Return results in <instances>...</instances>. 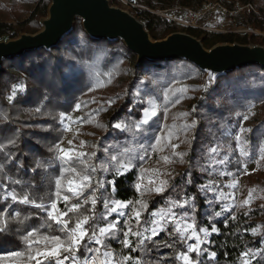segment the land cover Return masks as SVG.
I'll use <instances>...</instances> for the list:
<instances>
[{
    "label": "trees",
    "instance_id": "trees-1",
    "mask_svg": "<svg viewBox=\"0 0 264 264\" xmlns=\"http://www.w3.org/2000/svg\"><path fill=\"white\" fill-rule=\"evenodd\" d=\"M220 1L227 4L224 0ZM130 2L139 8L134 7L129 12L144 22L150 36L158 40L170 33L183 30H179L174 24L152 14L149 10L178 6L196 8L202 0H130ZM49 3V0H17L16 4H9L0 0V40L17 38L21 33L37 32L40 29L39 20L46 16ZM110 3L122 7L120 0H110ZM239 3H250L254 10V12L250 11L245 14L244 23L264 33V0H240ZM184 32L198 38L207 49L217 43L232 42L264 46V37L201 34L191 30ZM90 47L119 50L130 59L126 94L120 105L112 109L107 124V133L96 142L94 164L99 165L105 160L104 149L109 145H116L122 150L124 146L130 148V143L136 146L151 142L153 137L162 130V123H166L168 129L176 125V131L180 136L179 139L173 137L176 144H179L175 152L177 155H173L166 142L163 146L166 156L169 157V163L162 162L164 175L161 180H168L169 188L162 195L154 193L145 197L143 202L147 203L149 212L165 207L168 199L179 200L185 198L186 195L187 197L195 196L197 211L192 219L198 228H210L214 225L219 230L217 233H211L210 243L203 245L207 251H202L196 257L200 264H241L240 254L246 250L258 252L256 263L264 264V160L258 163V175L254 183L259 202L254 203L248 209L238 212L231 211L224 216L217 217L214 213L219 210V207L213 203L209 205L199 191L205 177V172H201L200 167L206 163L203 154L206 153L207 147L219 141L229 142L230 139L223 137L221 133L227 125L238 121L237 113H243L252 105L264 104V68L257 65L235 69L216 77L211 84H208L205 74L187 61L144 60L136 65L135 55L128 51L121 42L91 39L82 30L80 21L76 20L73 30L50 51L26 52L3 61L0 68V147L3 148L0 151V165H3V169L0 170V195L5 192L6 188L9 191L13 188L17 192L22 191L23 185L10 183V180L17 178L22 179L26 184L36 185L35 188L30 189L31 194L36 198H46L51 191H54V180L59 175L58 166L49 169L47 173L41 171L39 175L30 171L25 174V169L31 168L37 159H49L52 153L48 152V148L62 140L64 130L59 123L58 114L60 112L69 113L74 104L69 97L72 85L63 76V71L72 63L69 57H76L78 50ZM57 69L60 70L57 71ZM140 79H144L145 86L141 96L143 103L134 102L130 93L134 84ZM19 83L26 84L27 91L18 93L16 99L9 102L7 96L10 94L11 87ZM179 88H186L187 92L181 94ZM169 89L172 90L169 100H174L179 95V103L182 104L175 120L172 116L166 117L164 112L159 111L150 124L145 126L146 131L137 134L136 139L132 141L131 133L112 131V124L115 122L131 123L140 117V109L144 107L145 96L154 97L163 108L170 112L174 104L164 100V92ZM37 107L41 109L40 112L35 111ZM193 119L198 121L197 128L185 136L183 132H180V128L185 122L190 123ZM250 129H253V133L248 134L247 148L249 155L253 156L264 144V117L256 120ZM10 140H15V144H10ZM180 153H186L183 161L179 158ZM6 154L14 155L19 162L24 164L25 169L18 168L16 160L6 159ZM234 157L228 167L236 175L241 170V161L239 157L235 155ZM140 164V161L136 162L131 170L116 178L115 190L111 192L113 199L133 202L130 207H138L134 202L139 200V191L136 188V168ZM189 172L191 173V184L186 183L185 174ZM167 173L172 175L169 176ZM96 175L102 179L112 178L110 173L106 176L103 172H97ZM108 189V191L101 190L105 196L109 195L111 186H108ZM44 202L47 203V199ZM87 207L89 206H85ZM7 208H9L8 214L15 210L20 213L21 220H24V217L28 219L23 223H18L16 220L8 221V230L0 234V253L23 250L25 243L22 237L33 228L58 234L54 224L51 228L44 224L46 217L38 209L30 205L16 204L10 200L5 201L0 196V209ZM104 211L102 203H98L95 207L97 221ZM179 211L182 212L183 209ZM143 217L147 218L148 212H145ZM100 223L104 222L100 221ZM130 225L135 229L134 221H130ZM119 227L123 229L125 226L121 223ZM253 229H256L255 233ZM132 241L135 245L134 237ZM108 243L109 248L117 254L131 255L142 261V264H159L158 261L152 263L151 259L145 260H148L151 253L168 252L173 245L175 246L168 260L172 264H181L176 257L179 252L185 250V242L181 243L174 233L169 238L154 237V242L145 241L144 247L136 245L134 251L124 248L116 239ZM212 252L216 253L215 257H210Z\"/></svg>",
    "mask_w": 264,
    "mask_h": 264
},
{
    "label": "snow or ice",
    "instance_id": "snow-or-ice-1",
    "mask_svg": "<svg viewBox=\"0 0 264 264\" xmlns=\"http://www.w3.org/2000/svg\"><path fill=\"white\" fill-rule=\"evenodd\" d=\"M72 62L68 67L73 76L87 75L86 66L82 61L76 57H69ZM60 69H57L59 71ZM99 76L100 74H95ZM103 84L111 82L112 73L103 74ZM91 78V77H90ZM215 79L213 74L209 73V81L211 84ZM143 83V81H141ZM96 86H102L100 80H96ZM95 90L92 85L89 86V91ZM207 90V88H205ZM27 91V85L24 83L14 84L11 87L10 94L7 96L9 102L16 99L18 93ZM172 90L169 89L164 92V100L173 104L180 102V96L177 95L174 100H169V94ZM187 92L186 88L179 89V93L183 94ZM139 96V92H137ZM47 99V97H45ZM94 102V101H93ZM115 101L108 100L107 104L110 107ZM143 103V101H138ZM146 107L140 109V117L127 123L124 121H117L112 124V128L118 130L120 133H131L133 140L136 139L137 134L146 131L145 126L149 125L153 118L157 115L158 106L154 99L149 98L147 100ZM82 107H87V102L81 101L75 104V111H79ZM251 107L248 109V113L242 116L243 121L249 119L251 113ZM36 112H40L41 109L37 107ZM131 111V109H130ZM195 111V109H193ZM90 116L92 114H89ZM187 114H185L186 116ZM240 117L241 114L237 113ZM57 119V117H53ZM59 123L67 125L69 123H83L84 118L80 117L76 121L72 120L69 113L60 112L58 114ZM198 121L193 119L191 122H185L180 128V132H183L187 136L188 132L194 131L197 128ZM100 126V125H97ZM65 131H71L70 127H65ZM253 129L245 128L243 124L235 126V131L231 130V127L224 129L222 135L228 136L234 139L236 144V150L241 157L249 155L248 144L249 135L252 134ZM173 137L179 139V133L176 131V125L171 126L167 130L166 140L167 144L173 149V155L175 149L179 147V144L172 143ZM164 137H157L153 150L157 146L162 145ZM195 139V137H193ZM15 140H10V144H15ZM187 142V141H186ZM63 141L53 144L48 148V152L52 153V156L47 160L37 159L33 162L31 168L25 169L23 163L11 154H6V159L16 160V166L21 169H25V174L29 171L39 175L41 171L47 173L49 169L58 166L59 175L54 180V191L45 197H34L30 189L36 187L35 184H26L22 179L17 178L10 180V183L15 185H23V190L17 192L15 188L9 191L5 189V195L3 199L5 201L10 200L13 203L20 205H30L38 209L44 214L46 219L44 224L48 227L56 226L55 231L58 234H44L39 230L33 228L28 230L22 237L28 252L14 251L9 255L15 258H22L24 264H131L135 260V264H142V261L135 259L128 254H117L114 250L109 248L111 240H118L124 248L129 251L136 250V245L141 247L145 246V241L154 242V237L163 232L166 229V225H171L172 233H174L181 243L186 241H193L187 244L186 250L178 253L177 259L181 264H200V261L196 259L202 251H207L203 248L205 243H210L207 237L211 233H217L219 230L212 225L210 228L203 227L198 228L195 221L192 219L197 211L195 203L196 197L191 196L179 199V200H166L165 207L149 212L146 202L141 200L135 201V205L138 207H130L133 202L121 201L112 198L111 192L115 190L116 178L125 174L126 171L131 170L134 165V160L137 158L133 155V150L127 146H124L122 150L116 145H109L104 149L106 158L99 165L92 162L96 153L91 154L82 151L86 146L84 141H81L78 147H72L73 141L69 140V147L65 148L61 145ZM231 149V146H229ZM3 148L0 147V151ZM163 151V146L160 147ZM223 150L222 145L218 142L215 145L207 147L204 158L206 159L205 165L200 167L201 172H207L208 168L213 163L227 164L229 161L228 155L220 157V152ZM259 159L264 160V145H261L259 149ZM186 153H180L179 158L183 161V157ZM164 163H169V157H163ZM3 169V165H0V170ZM97 172H103L104 174H111V179L96 178ZM211 174V173H209ZM247 174V172H245ZM157 178L150 179L148 183L155 185L153 188L147 189V191L155 192L157 195L164 194L169 188L168 180H160L159 177L164 175L157 170ZM171 176V173H167ZM221 175H231V173L221 172ZM186 183L191 184V173H186ZM143 176H141V180ZM95 181V182H94ZM158 181V182H157ZM237 181L228 187L235 188ZM108 186H111L109 195L105 196L102 189L108 191ZM137 190L141 189V184L136 185ZM216 187L213 181H209L207 184H202L199 187V191L207 198L208 193L212 192ZM100 193L97 195V193ZM221 198L223 193H221ZM47 199V203L44 200ZM251 200V192L249 198L243 203L249 204ZM206 202L211 205L213 202L211 199H207ZM98 203H102L105 210L97 221L95 215V207ZM61 205H63L61 207ZM85 206H89L85 208ZM84 209V211H81ZM174 209H183L182 212L177 213ZM85 212L87 214H85ZM148 212V217L144 218L143 214ZM0 213H3V209H0ZM115 214V215H113ZM219 217L221 212L214 213ZM112 217V219H110ZM116 217H126L121 221ZM18 223H23L28 217H24V220L20 219V213L17 212L15 217ZM235 219V217H232ZM100 221L104 222L103 224ZM130 221L135 222V229L130 225ZM123 223L125 226L121 229L119 226ZM143 228V231L140 229ZM8 230V217L0 214V234L5 233ZM253 233L256 229L252 230ZM122 233V235H118ZM200 233L204 234V238L200 237ZM135 238L136 244H133L132 238ZM171 247V245H168ZM195 254V255H193ZM212 257H215L216 253H211ZM241 264H251L250 253L242 252ZM3 259V257H0Z\"/></svg>",
    "mask_w": 264,
    "mask_h": 264
},
{
    "label": "rangeland",
    "instance_id": "rangeland-1",
    "mask_svg": "<svg viewBox=\"0 0 264 264\" xmlns=\"http://www.w3.org/2000/svg\"><path fill=\"white\" fill-rule=\"evenodd\" d=\"M7 3L11 4L17 3V0H3ZM122 3V7L125 10H131L134 7L129 6L124 1L120 0ZM204 1V0H202ZM227 2L228 5H236L239 3L240 0H224ZM139 8V6H136ZM244 18V17H243ZM10 24H15L14 22H9ZM251 36V34H248ZM259 38L264 37V33L260 32L258 35ZM76 58L83 62L86 66L87 75L83 76H76L74 77L72 72L69 68L64 69L63 76L67 81H69L72 85L71 90L69 92V97L74 101V104L69 112L72 117L73 121H76L78 118L83 117V123H69L67 125H62L64 130V136L62 138L63 144L62 147H69L68 141H73L72 147H78L81 141L86 143V146L81 149L84 152L89 154L95 152L96 142L99 138L106 134L108 131V120L109 116L112 112V109H116L120 103L123 101L124 96L126 94V83L129 76V66H130V59L126 57L121 51L119 50H108L105 47H90V48H82L81 50L77 51ZM99 73L100 75L97 76L95 74ZM106 73H112L111 82L107 83L106 85L103 84L104 75ZM91 77V78H90ZM96 80H100L102 86H96ZM206 80V79H205ZM144 79H140L134 84L133 89L131 90V96L134 102L141 101V96L143 91L145 90V86L141 83ZM209 84V83H208ZM92 85L95 87V90L89 91V86ZM180 89V88H179ZM137 92H139V96H137ZM152 98L156 101L158 106V112L162 111L167 116H172L175 120L177 115L179 114L180 109L182 108V104H174L171 107V111L162 107L160 102H158L154 97L145 96L144 98V107L147 105V100ZM108 100L115 101L110 107L107 104ZM85 101L87 102V107H82L79 111H75L74 106L76 103ZM94 101V102H93ZM251 107V113L249 115V119L247 121L242 120V116L249 114L248 109L241 113V116L238 118V121L235 124L227 125L225 129L231 127L232 131H235V126L238 124H243L245 128H251L253 123L256 120H260L264 117V104H255ZM157 112V113H158ZM170 113V114H169ZM89 114H92L91 116ZM100 125V126H97ZM70 127L71 131H65V127ZM168 128L166 127V123H162V130L159 131L154 137L151 142H144L135 146L134 143H130V148L133 150V155L137 158L134 160V165L136 162L140 161L141 164L136 168L137 171V184H141V189L139 190V200L144 201L145 197L148 195H152L155 192L147 191L149 188L155 187V185H150L148 181L150 179L157 178V170L159 173H163V157L166 156V151L160 150L161 146H164V143H167L166 134ZM112 131H118L112 128ZM140 137V136H138ZM157 137H164L162 140V145L157 146L155 150H153V146L155 145V140ZM223 137H227L223 135ZM131 141L133 138H130ZM229 142H222L219 143L222 145L223 150L220 152V157L228 155L229 161L227 164H218L213 163L211 167L208 168V171L205 172V177L203 178V184H207L209 181H213L214 187L212 192L208 193V197L206 198L203 193H201L202 197L205 199H211L213 204L219 207V212H221L220 216H224L231 211H242L245 209L250 208L254 203L259 202V195L256 191L255 181L258 175V163L261 159H259L260 152H258L251 156L248 155L246 157H241L239 152L236 150V144L234 139L229 138ZM172 143L176 144L175 140H172ZM264 145V144H262ZM231 146V149L229 148ZM169 149L173 153V149L170 145H168ZM140 149V150H139ZM177 148L175 149L176 152ZM240 158V167L241 170L238 174H233V170L230 169L228 166L231 163L230 161L233 160L235 157ZM93 162V160H92ZM94 163V162H93ZM161 165V166H160ZM129 171V170H128ZM231 173V175H221V172ZM127 172V171H126ZM247 172V174H245ZM211 173V174H209ZM96 178L97 175L95 174ZM141 176L143 179L141 180ZM102 179V178H100ZM162 179V175L159 177ZM237 181V186L235 188L228 187V185L232 184L233 182ZM95 182V181H94ZM158 182V181H157ZM137 188V187H136ZM251 192V200L250 203L245 205L243 202L249 198V193ZM221 193H223V197L221 198ZM5 192H3L0 196L3 199ZM99 195V192L97 193ZM63 205H61L62 207ZM9 208L3 210L2 215L8 217V221H15L14 218L17 211H12L9 213ZM177 213H179V209H174ZM115 215V214H113ZM121 221L125 220L126 217H116ZM166 229L163 232H160L159 235L156 236L160 238H169L171 237V225H166ZM44 234H52L48 230H40L37 229ZM143 231V228L141 229ZM201 234V233H200ZM24 242V241H23ZM193 241H186L185 242V250L187 248L188 243H192ZM175 245L171 247L174 248ZM20 252H28L27 246L25 245L23 250H16ZM14 251H9L5 253H0V264H24V260L22 258H15L11 257L9 254ZM244 252L250 253L251 264H257V254L258 252L252 250H246ZM166 252H159L155 253L156 256L152 257L151 253L148 257L149 261L151 262L158 261L159 264H172L171 261L168 259L171 257L166 256ZM212 257V256H210ZM158 259V260H157ZM164 259V260H162ZM177 259V258H176ZM153 260V261H152ZM166 260V261H165ZM168 260V261H167ZM178 260V259H177ZM163 261V262H162ZM165 261V262H164ZM179 261V260H178ZM131 264H135V260L131 262Z\"/></svg>",
    "mask_w": 264,
    "mask_h": 264
},
{
    "label": "water",
    "instance_id": "water-1",
    "mask_svg": "<svg viewBox=\"0 0 264 264\" xmlns=\"http://www.w3.org/2000/svg\"><path fill=\"white\" fill-rule=\"evenodd\" d=\"M46 16L39 20L40 29L21 33L14 39L0 40V68L3 61L23 53L50 51L81 23L85 34L94 40L121 42L142 61H187L205 74L216 78L235 69L257 65L264 68V46L253 43H217L205 48L202 42L182 31L154 40L145 23L128 10L111 5L110 0H49Z\"/></svg>",
    "mask_w": 264,
    "mask_h": 264
},
{
    "label": "built area",
    "instance_id": "built-area-1",
    "mask_svg": "<svg viewBox=\"0 0 264 264\" xmlns=\"http://www.w3.org/2000/svg\"><path fill=\"white\" fill-rule=\"evenodd\" d=\"M124 2L129 6L136 7L130 0ZM149 11L171 22L179 30H183L182 32L191 30L201 34L210 33L234 37H248V34L258 36L260 33V31L244 23L245 14L250 11L254 12L250 3L228 5L220 0H204L196 8L178 6ZM210 235L207 237L208 241ZM200 237L203 239L204 234L201 233ZM172 250L173 248L166 252V256H170ZM151 256L155 257L156 254L153 253Z\"/></svg>",
    "mask_w": 264,
    "mask_h": 264
}]
</instances>
